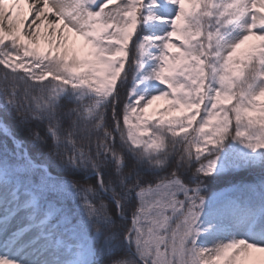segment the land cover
<instances>
[{
	"label": "snow or ice",
	"instance_id": "snow-or-ice-1",
	"mask_svg": "<svg viewBox=\"0 0 264 264\" xmlns=\"http://www.w3.org/2000/svg\"><path fill=\"white\" fill-rule=\"evenodd\" d=\"M0 264H264V0H0Z\"/></svg>",
	"mask_w": 264,
	"mask_h": 264
}]
</instances>
